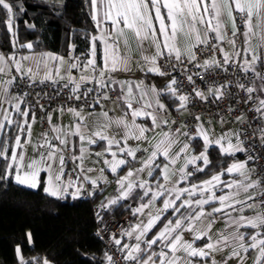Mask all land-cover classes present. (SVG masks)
Masks as SVG:
<instances>
[{
  "label": "snow or ice",
  "instance_id": "snow-or-ice-1",
  "mask_svg": "<svg viewBox=\"0 0 264 264\" xmlns=\"http://www.w3.org/2000/svg\"><path fill=\"white\" fill-rule=\"evenodd\" d=\"M87 4L96 32L89 34V49L83 58L71 55L75 51L71 44L68 59L40 53L37 69L43 64L46 71L38 80L39 71L24 65L33 55L18 59L15 51L0 53V79L7 78L0 84V160L4 162L0 181L11 179L20 188L33 191L43 183L47 196H70L73 200L85 191L91 194L86 184L92 190L101 183L116 184V194L101 201L99 209H110L130 199L139 201L130 208L137 218L135 224L122 228L119 236H110L123 264H246L250 258L252 264H264V213L257 211L264 207V169L248 166L249 161L255 163L262 157L249 154L207 180L191 181L211 164L209 147L213 144L221 155L234 156L248 151L241 136L258 133L264 145V0H87ZM0 12L5 15L13 49L32 50V42L18 41L16 19L25 12L23 3L0 0ZM25 24L30 30L36 27ZM129 35L135 38L140 54L136 71L167 77L165 88L119 78L118 74L133 71ZM204 51L210 55L201 61L197 53ZM49 62H53L52 67ZM65 65L67 71L62 74ZM188 65L203 72H191ZM73 70H78L79 76ZM219 72L226 74L224 83L214 80L207 85V94L195 87L194 76H204L207 83ZM174 73L193 85L194 96L182 92L183 81ZM227 74L235 78L228 79ZM17 77L30 87L37 82L56 85L64 81L67 100L78 103L67 108L59 105L53 111H67L72 122L54 124L52 112L46 111L39 99L33 105L27 102L30 93L13 94ZM232 88L237 89L236 96L240 92L244 96L234 99L229 91ZM165 98L179 101L177 112L187 110L195 99L210 103L232 100L227 105L230 113H235V104H251L248 111L257 114L253 119L260 124L253 128L241 112L235 121L246 123L247 129L228 130L213 139L214 133L190 110L189 116L197 122L193 128L185 130L186 124L173 127L172 106L163 102ZM109 103L120 107V116L109 115ZM37 106L44 115L40 118L41 131L33 140ZM45 121L47 130L43 129ZM224 122L221 117L220 123ZM197 137L203 141L198 154L192 149ZM93 146L101 150L93 151ZM106 170L114 180L108 179ZM225 175L231 179H222ZM96 216L103 220L99 211ZM218 223L223 227L213 239L212 229ZM26 237L31 244L32 233ZM123 237L132 242H125ZM197 242H201L199 246ZM15 253L19 264H33L25 259L19 245ZM114 254L105 253L107 264H120ZM42 264L51 262L43 259Z\"/></svg>",
  "mask_w": 264,
  "mask_h": 264
},
{
  "label": "trees",
  "instance_id": "trees-1",
  "mask_svg": "<svg viewBox=\"0 0 264 264\" xmlns=\"http://www.w3.org/2000/svg\"><path fill=\"white\" fill-rule=\"evenodd\" d=\"M25 12L16 19L19 44L32 42L34 49L66 54L69 45L75 53L85 55L89 49V34L96 32L89 15L87 0H17ZM0 12V46L9 54L11 38ZM28 24H35L30 30ZM211 164L197 178L205 177L225 167L233 156L221 155L218 146L209 149ZM4 162L0 160V174ZM93 200L71 197L56 199L38 190L22 189L12 182L0 181V264H18L15 248L19 245L23 256L45 254L51 264H107L102 241L96 235L97 216ZM130 207L117 206L104 214L123 216ZM33 242L28 243L26 233Z\"/></svg>",
  "mask_w": 264,
  "mask_h": 264
},
{
  "label": "built area",
  "instance_id": "built-area-1",
  "mask_svg": "<svg viewBox=\"0 0 264 264\" xmlns=\"http://www.w3.org/2000/svg\"><path fill=\"white\" fill-rule=\"evenodd\" d=\"M241 39H239L237 42L238 44L241 43ZM229 47V46H226ZM0 53H4L5 55H8L5 53L0 46ZM198 58L202 61L204 58L208 57L210 53L208 51H204L203 54L201 55L199 52L197 53ZM73 56H80L83 58L84 55H73ZM188 68L191 69V72H203V69L200 68H194L192 65H188ZM75 71V70H73ZM231 72V70H230ZM191 74V73H189ZM174 75L177 76L178 79L183 81V88L182 92L184 94H189L190 96H194V93H192V88L193 85L189 84L187 79L184 76H181L179 73H174ZM225 75L222 72H219L218 74H214L210 76V78L207 79V83H204L205 77L200 76L196 77L194 76L193 79L195 80V87H198L200 90L204 91L205 94H207V85L212 84L213 81L215 80L217 83H224L225 80ZM242 75V74H241ZM228 79H234L235 77L227 74ZM64 81H60L58 84L53 85L51 82H45L44 84H37L32 85L31 87L29 86L28 83L22 82L19 77H17V81L15 85L12 86V90L14 94H22L24 92L30 93V95L27 97V102H30L33 105H36L37 99H39L40 104H43L45 106L46 111L48 112H55L53 111L56 109L59 105H64L65 108L68 106L72 105L75 106L78 102L76 101H68L67 100V95H68V89H63L62 84ZM233 94L234 99H238L239 97L244 96L243 92L239 93V96H236L237 89L232 88L229 90ZM37 93H40V96L37 97ZM59 93V95H57ZM47 94V95H45ZM255 95V94H254ZM52 98L51 100L49 98ZM211 98H209L210 100ZM232 102V100H225L223 102H216V103H210L206 101H199L198 99L193 100L187 105V110L186 111V116L184 117V121L188 127V130H191L193 126L197 123L191 116H189L188 112L189 110L194 114V115H199L201 117V120L203 118H214L216 119L219 124L222 127H227L229 125H234L237 127V130H243L247 129L248 125L246 123H237L235 121V116L240 115L241 112H244L247 116V119L251 121L252 127L255 128L260 124L259 120L253 119L254 116L257 114L254 112L248 111L249 107H251V104H235L236 111L235 113H230L228 111L227 105ZM219 105V107L217 106ZM171 113V112H170ZM36 115H37V124L39 126V129L41 131V116L44 115L37 106L36 108ZM223 117V120L225 121L223 124L220 123V119ZM171 119H174L176 122L181 119V114L176 112V113H171L170 116ZM43 129L47 130L48 129V124L45 121L43 123ZM249 133H251V129H248ZM241 139L245 141L244 147L248 149L247 152H240V158L241 160L247 159V156L249 154L260 156L259 160H257L255 163L252 161H249L248 166L255 167L258 170L264 169V145H261L260 140H259V134L257 133L256 136H241ZM72 167L71 164L68 165V169L70 170ZM254 179L256 178L255 176L253 177ZM85 188L87 190H91V194H89V191H85L81 193L82 198L90 199L93 200V190L91 185H85ZM98 205L100 203H94L93 204V212L94 215L96 216L97 211L100 212L102 216V209L98 208ZM261 213H264V207L259 208ZM103 217L102 221L97 222V228H96V235L98 231H101V235L97 237L102 241L103 247H104V252H108L109 254H114V260H117L120 262V264H123V261L121 260L120 254L115 251V246L111 243L110 236L115 233L117 236H119L120 230L126 226H129L132 224L131 217L129 215H123V216H116V215H109L107 217ZM101 236L103 238H101ZM35 258L36 260L42 261L43 259H47V256L45 254L41 253H35L31 254L29 256H25L26 260H29L35 264V261L33 260ZM19 264V263H18Z\"/></svg>",
  "mask_w": 264,
  "mask_h": 264
},
{
  "label": "crops",
  "instance_id": "crops-1",
  "mask_svg": "<svg viewBox=\"0 0 264 264\" xmlns=\"http://www.w3.org/2000/svg\"><path fill=\"white\" fill-rule=\"evenodd\" d=\"M129 41H130L131 48H132L131 55L133 56V63H132L133 71L131 73H120V74H118L119 78L120 79H128V80H131L133 82H136V81H139V80H143V81H145V83L154 84V85H156L160 89L165 88L166 81H167V77H160V76H157V75H154V74H151V73L145 74L143 72L136 71V61L137 60H140V54L136 50L135 38L132 37L131 35H129ZM253 43H255V41H253ZM180 45H181V47L183 46V39L182 38L180 40ZM229 50H231L230 49V46H229ZM15 52H16V55H17V58L18 59L22 55H33L34 56V58L32 60L25 61L24 62V65H25V67H31L34 72L39 71L38 80L43 77V74L46 71V69L44 68V65L43 64H41L40 67H39V69H37L36 58L38 57V55L40 53L50 52V53H54V54L63 56V57H65V59H68V57L70 55V49L67 51L66 54H60V53L52 52L50 50H41V51H38V50H35L34 48L32 50H28V49L20 50V49H17ZM9 54H11V53H9ZM71 55L72 56L73 55H77V53H75V51H74V52L71 53ZM49 66L52 67L53 66V62H49ZM66 71H67V65L64 66V70H63L62 74L66 73ZM73 74L76 75V76H79L80 73H79L78 70H75V71H73ZM2 79H7V78L4 77ZM2 79H0V84H2ZM257 83H259V82L257 81ZM11 91L13 93V90L12 89H11ZM163 102H165L166 104L172 106V107H170V112L171 113H176L177 112L176 111V108L179 106V101L173 100L171 98H165ZM22 107H23V105H22ZM106 108L112 109V111L109 112V115L110 116L118 117V116L121 115V109L117 105H113V104L109 103V104L106 105ZM97 111H99V108H97ZM178 113L181 114V119L179 121H177L176 122V125H174L173 127L179 126L181 124H186L185 121H184V117L186 116V111L184 110V111L178 112ZM72 120H73V117L67 111H65L63 114H61L58 111H55V112L52 113V122L54 124L68 125V124H70L72 122ZM138 122H141V121L138 120ZM201 122H203L205 128L208 129L212 133H215L214 132V125H213V123L219 124V122L216 119H214V118H203L201 120ZM222 128H225L226 130H237V127L234 126V125H229L227 127H222ZM185 130H188V127ZM39 133H40V129H39L38 124L36 123L33 126V129H32V138H33V140L36 139V137L39 135ZM214 137H215V135L213 136V138ZM181 139L183 140L184 138H181ZM130 143H133L134 144L135 142L130 141ZM212 146H216V145L213 144L210 147H212ZM210 147H209V149H210ZM192 149H194V152L196 154H198L203 149V141H202V138L197 137L195 140L192 141ZM100 150L101 149H100L99 146H93V151H100ZM31 154H32V147L29 146V148H28V155L31 156ZM93 159H95V157H93ZM209 159H210V156H209ZM234 161H242L241 158H240V153H236L233 156V160H231V162H229L223 168H226L229 164H231ZM182 163H183V160L179 161L178 164H177V167H179V165L182 164ZM197 163L200 164L201 162L198 161ZM88 166H93V165L92 164H89ZM95 166L96 167H99L100 165H95ZM131 166L132 167H135L136 165L133 164ZM192 167L193 166L190 165L188 170L191 171L192 170ZM220 170H217V171H214V172H219ZM214 172H212L211 174H209V175H207L205 177H202V178H197L200 173H196L195 176L191 178V181L192 182H200V181H203V180H207V179L210 178V176ZM105 174L108 176V179L109 180H114L115 179V177L113 176V174L110 171H107L106 170ZM120 174L123 175V172H121ZM90 175L95 176V175H97V173H91ZM43 176H44V174L42 173V178H43ZM65 179H67V176H65ZM222 179L227 180V179H231V177L225 175ZM181 186H184V185H181ZM117 187L118 186L116 184H114V183L109 184V185H104V184L101 183L98 188H96L95 190H93V195L97 197V202L98 203H101V201H105V198L108 197L109 194H114L115 195L116 193H115L114 190ZM80 197H81V195L78 198H80ZM138 203H139L138 200H136V199H130V200H126V201H121L119 204L113 206L112 208L117 207V206H120V205L122 207H125V208H127V207H130L131 208V207H136L138 205ZM112 208H110V209H102V216H104V214L107 213ZM257 211L260 212V209H257ZM247 214L251 215L252 213L249 212ZM110 215H112V214H110ZM125 215H129L131 217V221H132V224L131 225H134L137 218L132 215L131 211L129 210L128 212H126ZM129 226H126L124 228H128ZM222 227H223V224L222 223H218L216 226L213 227V229H212V237H213V239H216V233ZM154 231H155V229H154ZM123 240L125 242H132L131 240H129L128 237H123ZM200 243L201 242H197V245L199 246ZM250 256L252 258H254L255 257V253H250ZM230 264H234V262H230ZM246 264H252V259L251 258L248 259L246 261Z\"/></svg>",
  "mask_w": 264,
  "mask_h": 264
},
{
  "label": "rangeland",
  "instance_id": "rangeland-1",
  "mask_svg": "<svg viewBox=\"0 0 264 264\" xmlns=\"http://www.w3.org/2000/svg\"><path fill=\"white\" fill-rule=\"evenodd\" d=\"M213 125H214V135H215V137L216 136H219L222 132H226V131H228V130H226L225 128H222V126L220 125V124H217V123H213ZM214 137V138H215ZM213 138V139H214Z\"/></svg>",
  "mask_w": 264,
  "mask_h": 264
}]
</instances>
